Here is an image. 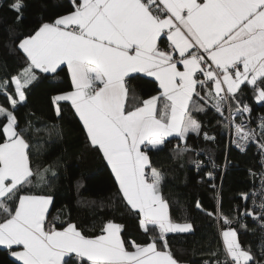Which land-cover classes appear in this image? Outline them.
Instances as JSON below:
<instances>
[{"label": "snow or ice", "instance_id": "obj_1", "mask_svg": "<svg viewBox=\"0 0 264 264\" xmlns=\"http://www.w3.org/2000/svg\"><path fill=\"white\" fill-rule=\"evenodd\" d=\"M71 3L72 11L42 23L19 43L27 66L10 80H0V93L15 110L26 103L27 89L38 79L36 70L59 75L66 69L72 90L54 97V103H70L150 242H126L123 226L111 221L95 236L84 235L75 224L57 229L48 221L53 197L32 193L34 179L43 177L31 166L30 145L14 111L0 106V120L7 121L0 123V246L20 264H178L166 235L190 232L193 225L170 218L159 191L161 174L151 166L148 151L173 136L185 142L184 152L192 151L186 143L190 134L215 140L193 115L211 109L225 128L231 126L238 148L256 142L264 152V119L257 125L259 136L244 119L251 111L244 102L246 89L264 102V0ZM9 7L19 20L26 5L11 0ZM133 74L152 78L158 89L129 107ZM56 111L59 116L61 109ZM195 163L199 167L202 162ZM257 196L264 197V189L251 194L253 203ZM196 207L201 209L199 201ZM258 207V213L246 210L240 219L219 210L217 215L227 225L235 221L246 229L242 218L264 222V199ZM222 240L223 264H260L242 247L235 228L224 230Z\"/></svg>", "mask_w": 264, "mask_h": 264}, {"label": "trees", "instance_id": "obj_2", "mask_svg": "<svg viewBox=\"0 0 264 264\" xmlns=\"http://www.w3.org/2000/svg\"><path fill=\"white\" fill-rule=\"evenodd\" d=\"M10 3L11 0H0V80H10L27 66L26 55L19 48L23 39L34 34L42 23L73 10L71 0H23L26 7L18 20ZM36 73L38 79L27 89L26 103L14 110L8 97L0 93V106L14 111L30 145L31 166L34 171L39 170L38 177H43L34 179L32 193L53 197L48 221L57 229L75 224L86 236L101 234L102 227L111 221L123 226L121 235L126 242H150V236L139 225L136 211L127 205L114 174L102 153L91 145L70 103H54L56 95L72 90L66 69L59 75L39 70ZM133 77L128 85L129 107L156 95L158 89L151 78ZM7 91L14 92V85ZM244 102L249 104L255 124H260L264 119V102L256 101L250 88L245 91ZM57 107L61 109L59 116ZM193 115L215 140H205L203 134H190L186 143L192 151L184 152L185 142L177 137L148 151L151 166L161 174L159 191L169 205L170 218L176 223L193 225L189 233L166 235L168 250L179 264L225 261L222 232L232 227L237 230L242 247L260 261L258 254L264 250V233L252 218H242L245 229L238 222L227 225L217 215L219 210L226 217L240 219V213L251 211L249 199H242V194L250 196L258 183V143L245 151L236 150L229 145L228 128L214 110ZM196 161L202 162L199 167ZM46 168L50 170L44 172ZM197 201L201 209H197ZM0 264L20 262L0 247Z\"/></svg>", "mask_w": 264, "mask_h": 264}, {"label": "built area", "instance_id": "obj_3", "mask_svg": "<svg viewBox=\"0 0 264 264\" xmlns=\"http://www.w3.org/2000/svg\"><path fill=\"white\" fill-rule=\"evenodd\" d=\"M228 113L227 112H225V115H227ZM244 119H245V124H246V127L247 128H251V129H254L255 131H256V133H257V136H259V134H258V128L257 127H254V126H252L251 124H250V122H249V120H248V113H244ZM229 130H230V133L232 134V139H233V141L236 139V137H235V134H234V132H233V130H232V128H231V126L229 127ZM253 142H249L248 143V145L246 146V148L243 150V151H245L251 144H252ZM233 144L236 146V144L233 142ZM237 147V146H236ZM237 149H240V148H237ZM241 150V149H240ZM257 153H258V158L260 159V162H261V164L264 166V152H262L261 150H260V147H259V145L257 146ZM150 175V174H149ZM262 189H264V181L263 180H260L259 178H258V183H257V186L253 189V191H252V193L251 194H253V193H261V191H262ZM251 194H250V198H249V203H250V208H251V211L253 210V209H255L256 210V212L258 213L259 211H260V209H259V204L262 202V199H264V197H259V196H257L256 198H255V203H253V198L251 197ZM253 220V219H252ZM256 224H257V226H258V228L259 229H264V228H262L261 227V224L262 223H264V222H261V221H259V220H253ZM234 225H236V222H233L232 224H231V226H234ZM258 258L260 259V264H264V251H260L259 252V254H258Z\"/></svg>", "mask_w": 264, "mask_h": 264}, {"label": "bare ground", "instance_id": "obj_4", "mask_svg": "<svg viewBox=\"0 0 264 264\" xmlns=\"http://www.w3.org/2000/svg\"><path fill=\"white\" fill-rule=\"evenodd\" d=\"M248 120H249V122H250V124L252 125V126H254V127H257V125H259V124H255V121H254V119H253V117H252V114H251V111L248 113ZM237 122H239V120H238V118H237ZM258 134H259V129H258ZM228 135H229V145L231 146V147H233L234 149H236V150H239V151H242V150H240V149H237L238 147H236L234 144H233V139H232V134L230 133V130H229V128H228ZM254 143V142H253ZM252 143V144H253ZM251 144V145H252ZM250 145V146H251ZM258 145H259V143H258ZM249 146V147H250ZM248 147V148H249ZM247 148V149H248ZM246 149V150H247ZM259 164H260V170H259V173L257 174V176H258V178L260 179V180H263L264 181V166L261 164V162H260V160H259ZM215 188H216V186H215ZM261 230V229H260ZM262 232L264 233V229H262ZM260 262V261H259ZM221 264H223V261L221 262Z\"/></svg>", "mask_w": 264, "mask_h": 264}, {"label": "crops", "instance_id": "obj_5", "mask_svg": "<svg viewBox=\"0 0 264 264\" xmlns=\"http://www.w3.org/2000/svg\"><path fill=\"white\" fill-rule=\"evenodd\" d=\"M134 75H143V74H133V76ZM148 78H150V77H148ZM152 79V78H151ZM60 95V94H59ZM57 96V95H56ZM59 102H65V101H57L56 103H59ZM69 103V102H68ZM170 138H175V136H173V137H168V138H166V140H168V139H170ZM163 145H161V146H159L158 148H160V147H162ZM158 148H154V149H158ZM150 160V159H149ZM109 168H110V166H109ZM111 169V168H110ZM150 169H146V172H148L149 174H150ZM118 184V183H117ZM50 207H51V205H50ZM50 207H49V210H50ZM169 210V209H168ZM169 215H170V213H169ZM174 222V221H173ZM174 223H176V222H174ZM179 224H183V223H179ZM67 227V226H66ZM192 231V230H191ZM190 231V232H191ZM176 233H180V232H176ZM185 233H189V232H185ZM168 234H171V233H168ZM167 234V235H168ZM223 241V240H222ZM1 248H3V249H6V250H8L6 247H4V246H0ZM225 248V247H224ZM9 251V250H8ZM14 259H15V257H13ZM16 260V259H15ZM19 262V261H18ZM179 264V263H178ZM250 264H253V262H250Z\"/></svg>", "mask_w": 264, "mask_h": 264}]
</instances>
